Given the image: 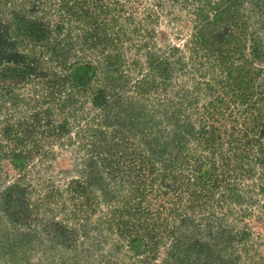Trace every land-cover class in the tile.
<instances>
[{
	"label": "trees",
	"instance_id": "16d2710c",
	"mask_svg": "<svg viewBox=\"0 0 264 264\" xmlns=\"http://www.w3.org/2000/svg\"><path fill=\"white\" fill-rule=\"evenodd\" d=\"M175 1L0 0V264H264V0Z\"/></svg>",
	"mask_w": 264,
	"mask_h": 264
},
{
	"label": "rangeland",
	"instance_id": "374dc122",
	"mask_svg": "<svg viewBox=\"0 0 264 264\" xmlns=\"http://www.w3.org/2000/svg\"><path fill=\"white\" fill-rule=\"evenodd\" d=\"M143 1L145 2V5H147V4L148 5H152L151 4L152 3L151 0H143ZM193 1L195 2V0H187L188 5H186V7H183L182 0H177V1L173 2V3H171L172 5L165 6V8H164L165 11H167L169 9V6H170V9H171L170 13L174 14L176 16V18H175V20H173L169 24V23H167V18L170 17V16L167 17L164 14H159V19H158V21L156 23V26L158 27L157 31H159V32L160 31H164L165 34H166L167 39L160 40V37L158 36L157 37L158 38V43L157 44L162 45L165 41H168V42L178 43L179 46L182 47V45L187 41V39H189V37L191 36V24H192V22H191L190 18H192L191 11L193 9L192 5H194V3H192ZM140 16H141V14H140ZM183 54H184L185 60H188V56L190 54V51L183 52ZM202 73H203V71H202ZM67 166H68V163L66 164V167ZM53 169H55V168H53ZM57 177H58V175H57ZM11 178L8 177L5 180H8V182H10ZM65 180H66V178H65ZM62 197L64 198V200L66 202L67 197L65 196V194H62L61 198L58 201H61ZM146 200L147 201H152V198L150 196H148L146 198ZM67 202H68V200H67ZM151 203H152V205L150 206L151 209H153V207L158 204L157 201H154V202H151ZM47 206L48 205H44L43 204L42 208L43 209H47L46 208ZM50 207H51V212H52V210L55 209L53 207H56L55 202H52V206H50ZM47 212L48 211H46L44 214H46ZM37 229H38L39 235L41 236L40 238L43 241L45 239L44 230L40 226ZM40 252H41V249H38V250H36L34 252H31L30 261L32 263L35 262L36 260L40 259V257H41ZM125 262H128V259L124 258V263Z\"/></svg>",
	"mask_w": 264,
	"mask_h": 264
}]
</instances>
